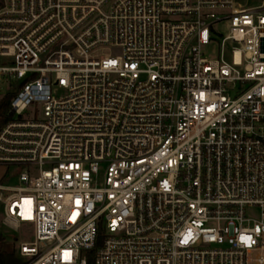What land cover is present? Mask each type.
<instances>
[{"label":"built area","instance_id":"built-area-1","mask_svg":"<svg viewBox=\"0 0 264 264\" xmlns=\"http://www.w3.org/2000/svg\"><path fill=\"white\" fill-rule=\"evenodd\" d=\"M0 93L25 264H264V1L2 0Z\"/></svg>","mask_w":264,"mask_h":264},{"label":"rangeland","instance_id":"rangeland-1","mask_svg":"<svg viewBox=\"0 0 264 264\" xmlns=\"http://www.w3.org/2000/svg\"><path fill=\"white\" fill-rule=\"evenodd\" d=\"M0 0V4H1ZM241 4L245 6H253V5H258L261 4L264 0H238ZM213 52L216 51V47L212 46L210 48ZM120 53L119 48H108L105 50L106 55H117ZM4 93H0V101L4 97ZM6 173V168L5 167H0V181L3 178V175ZM30 225H22L21 229L19 232L14 231L13 233L9 228L5 227L2 222H1V216H0V233L3 234V236L0 237V241H2L5 245L6 248L9 251L15 252L17 255V244L20 245L22 242H32L34 240V235L33 232L30 230ZM14 234L17 236H14ZM18 240V243H17Z\"/></svg>","mask_w":264,"mask_h":264},{"label":"trees","instance_id":"trees-1","mask_svg":"<svg viewBox=\"0 0 264 264\" xmlns=\"http://www.w3.org/2000/svg\"><path fill=\"white\" fill-rule=\"evenodd\" d=\"M13 94H6L0 101V130L4 124L9 120L10 102ZM0 264H25L15 252L9 251L6 245L0 241ZM89 264H92V256L89 260Z\"/></svg>","mask_w":264,"mask_h":264}]
</instances>
